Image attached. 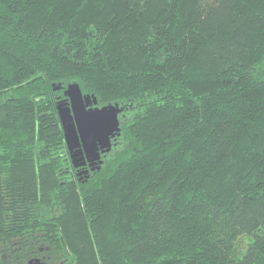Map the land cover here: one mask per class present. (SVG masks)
<instances>
[{
	"label": "trees",
	"instance_id": "obj_1",
	"mask_svg": "<svg viewBox=\"0 0 264 264\" xmlns=\"http://www.w3.org/2000/svg\"><path fill=\"white\" fill-rule=\"evenodd\" d=\"M72 81L124 106L82 177ZM40 242L67 264H264V0H0V264Z\"/></svg>",
	"mask_w": 264,
	"mask_h": 264
},
{
	"label": "water",
	"instance_id": "obj_2",
	"mask_svg": "<svg viewBox=\"0 0 264 264\" xmlns=\"http://www.w3.org/2000/svg\"><path fill=\"white\" fill-rule=\"evenodd\" d=\"M53 85L60 87L55 82ZM64 94L56 106L66 144L73 165L79 167L78 173L89 175L90 169L84 166L99 168L102 154L111 150L113 139L120 134L124 106L119 102L98 105L95 93L83 92L77 81L68 83Z\"/></svg>",
	"mask_w": 264,
	"mask_h": 264
},
{
	"label": "flooded vegetation",
	"instance_id": "obj_3",
	"mask_svg": "<svg viewBox=\"0 0 264 264\" xmlns=\"http://www.w3.org/2000/svg\"><path fill=\"white\" fill-rule=\"evenodd\" d=\"M104 155L105 154L103 153L102 157ZM86 167L90 169L89 172L91 170H94L90 168L89 164H86L84 166V168ZM76 169L78 170L79 167H76ZM83 175H85V173H82L80 176L82 177ZM33 245L34 244H32L31 246ZM47 247L42 242H40L37 249H33L32 251L28 252L27 256L25 255L26 257H17V260L22 261L21 264H67L63 262V259L52 256V254L48 253V250L46 249Z\"/></svg>",
	"mask_w": 264,
	"mask_h": 264
},
{
	"label": "rangeland",
	"instance_id": "obj_4",
	"mask_svg": "<svg viewBox=\"0 0 264 264\" xmlns=\"http://www.w3.org/2000/svg\"><path fill=\"white\" fill-rule=\"evenodd\" d=\"M247 240H248L247 236L246 235H242L240 237L239 241H238V248L242 250L246 246ZM5 259H6L7 264H13L12 263L13 261L14 262L16 261L18 264H21V262H22V261H18L16 258H14V256L11 259L9 255H6Z\"/></svg>",
	"mask_w": 264,
	"mask_h": 264
}]
</instances>
